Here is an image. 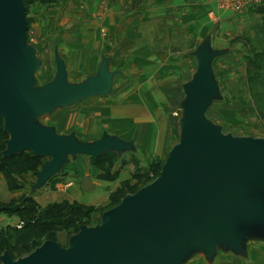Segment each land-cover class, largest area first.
I'll list each match as a JSON object with an SVG mask.
<instances>
[{
	"label": "rangeland",
	"instance_id": "obj_1",
	"mask_svg": "<svg viewBox=\"0 0 264 264\" xmlns=\"http://www.w3.org/2000/svg\"><path fill=\"white\" fill-rule=\"evenodd\" d=\"M24 2L28 43L41 59L37 87L54 79L57 54L65 61L71 83L98 74L104 57L109 58L110 68L116 72L110 94L86 98L36 120L60 134L75 132L86 142L98 140L106 132L134 142L136 148L122 157L116 152L97 159L90 155L79 159L70 156L54 184L65 181L72 173L77 175L76 167L80 173L85 166L83 158L100 170V176H129L112 197L118 196L125 185L133 188L139 183L141 179L136 174L151 171L150 178L155 180L179 142L178 121L186 97L185 85L198 70L195 51L207 41L219 51L212 61L219 95L206 115L224 133L264 138V86L251 87L248 67L254 56L251 48L264 51V29L258 12L264 8V0H144L139 7L134 6V0ZM1 119L0 141L5 142L9 136L4 133ZM32 154L26 150L23 156ZM49 159L41 156L35 167L17 175L20 189L28 188L27 195L34 199L30 185ZM76 178L82 181V177ZM23 198L12 204L0 203L12 206L23 202ZM114 206L111 198L108 207ZM0 214L18 216L12 224L0 219V234H5L1 242L12 227H22L24 220L15 212L4 210ZM82 221L94 225L98 219L92 214ZM247 227L243 252L219 243L213 255L192 250L182 264H264V233L255 232L254 226ZM61 231L74 235L78 229L61 228L54 240Z\"/></svg>",
	"mask_w": 264,
	"mask_h": 264
},
{
	"label": "water",
	"instance_id": "obj_2",
	"mask_svg": "<svg viewBox=\"0 0 264 264\" xmlns=\"http://www.w3.org/2000/svg\"><path fill=\"white\" fill-rule=\"evenodd\" d=\"M28 29L24 0H0V117L9 136L3 156L28 150L50 158L37 172L33 193L61 173L70 156L122 157L136 148L106 132L86 142L36 120L110 94L116 72L104 57L98 74L71 83L57 54L54 79L37 87L41 59L28 43ZM218 52L209 41L195 51L199 65L185 85L180 139L155 180L106 209L98 224H81L67 246L46 239L25 256L12 258L4 251L2 264H182L192 250L213 255L219 243L243 252L247 226L264 233V138L224 133L206 115L219 95L212 68ZM84 187L88 190L91 180ZM23 207L20 202L3 209L14 213Z\"/></svg>",
	"mask_w": 264,
	"mask_h": 264
},
{
	"label": "trees",
	"instance_id": "obj_3",
	"mask_svg": "<svg viewBox=\"0 0 264 264\" xmlns=\"http://www.w3.org/2000/svg\"><path fill=\"white\" fill-rule=\"evenodd\" d=\"M143 2L144 0H134V6L139 7ZM258 12L261 14V21L264 29V8H260ZM251 52L254 56L250 60L248 66L250 74L249 83L252 88H254L255 85L264 86V51H257L255 48H251ZM4 133L6 134L5 131ZM4 148L5 142L0 141V172L3 173L10 190L20 189L21 184L17 181V175L26 172L31 167H35L41 157L32 154L24 158L25 156H23V154H25V152H23L6 158L3 156ZM109 153L94 158L97 159ZM99 167L102 170L104 169V166ZM150 172L151 171L145 174L134 175L143 181L140 180L139 183L134 184L133 188H130L131 185L127 184L119 189L118 196L114 195L112 197L115 201V205H117L125 195L135 193L136 190L153 181V179L150 178ZM159 172L156 176L160 174ZM103 178L110 179L106 174H103L102 179ZM116 178L117 177H113L111 179ZM22 201L24 202V207L15 213H18L23 218L24 225L22 227H12V229H10L7 238L0 242V255L6 250L9 251L12 258L28 255V253L41 246L44 240H54V234L59 229L71 227L79 229L81 224H86L82 220L84 218H89L97 211L92 206L88 207L76 201L73 203L67 201L58 202L49 204L43 208L39 207L35 199L28 195L24 196ZM3 206L4 204L0 203V211H4ZM10 232H12V234H10ZM3 235H5L4 232L0 234V237Z\"/></svg>",
	"mask_w": 264,
	"mask_h": 264
},
{
	"label": "crops",
	"instance_id": "obj_4",
	"mask_svg": "<svg viewBox=\"0 0 264 264\" xmlns=\"http://www.w3.org/2000/svg\"><path fill=\"white\" fill-rule=\"evenodd\" d=\"M178 131H179V121H178ZM125 155L127 154H124L123 156ZM87 156H83V157H87ZM87 158H83L82 160L85 166L82 171L80 170V173H79V169L76 167L77 175L73 173L67 175V177H65L66 178L65 181H58L57 184L53 183V180L57 179L55 178L57 176H54L51 179H49L48 182L44 184L41 188L33 192L35 194L34 197L36 199L38 206L43 208L44 206H47L49 204H55L58 202L67 201L73 203L75 201L76 202L78 201L79 203L85 206L88 207L92 206L97 210V212L93 213V218L98 219L97 222L98 224L100 222V218L103 214V211L109 208L108 206L111 202L112 194L119 188L121 182L126 178H128L129 176H125L121 174L119 178L116 179H110V180L104 178L102 179V176H100L101 175L100 170L97 169L93 164H91V162ZM65 167L63 168V170L65 169ZM76 177H80V178L82 177L81 178L82 181L80 182L79 180H77ZM36 179L37 176L35 179H33V181L35 180L34 183H36ZM88 179L91 180V187L88 190H86L84 187V183L85 180ZM70 181H72L73 183H71ZM31 185H30V191H31ZM27 189L10 190L8 186V182H6L4 175L0 172V202L12 204V202H16L17 200H20L21 198H23V196H27L26 193ZM17 217L18 216L16 215L0 214V219L7 220L8 221L7 224H12L14 222L16 223ZM70 235L71 233L69 234L66 231H61L58 234V239L54 241L60 243L63 246L66 243L68 245L69 243L68 240L72 236Z\"/></svg>",
	"mask_w": 264,
	"mask_h": 264
},
{
	"label": "built area",
	"instance_id": "obj_5",
	"mask_svg": "<svg viewBox=\"0 0 264 264\" xmlns=\"http://www.w3.org/2000/svg\"><path fill=\"white\" fill-rule=\"evenodd\" d=\"M20 226H21V225H20ZM20 226H19V227H20Z\"/></svg>",
	"mask_w": 264,
	"mask_h": 264
}]
</instances>
